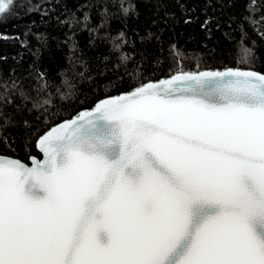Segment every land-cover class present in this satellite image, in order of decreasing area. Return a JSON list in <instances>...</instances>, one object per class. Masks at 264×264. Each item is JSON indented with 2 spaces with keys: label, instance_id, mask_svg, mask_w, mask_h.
I'll list each match as a JSON object with an SVG mask.
<instances>
[{
  "label": "snow or ice",
  "instance_id": "1",
  "mask_svg": "<svg viewBox=\"0 0 264 264\" xmlns=\"http://www.w3.org/2000/svg\"><path fill=\"white\" fill-rule=\"evenodd\" d=\"M242 2V66L202 69L197 60L196 70H185L186 57L173 44L169 72L148 78L149 53L135 51L126 30L101 35L136 5L97 0L103 11L94 27L87 12L82 20L58 19L69 27L82 23L89 47L97 39L110 45L95 67L81 52L68 58L58 81L51 79L37 47L36 86L0 76V142L9 148L4 129L23 128L27 139L54 95L76 91L68 72L96 89L116 87L110 77L137 81L38 134L42 158L30 156L26 164L0 155V264H264V71L252 67L254 50L244 44L249 27L264 38V0ZM25 8L33 11L22 0H0V24ZM212 19L200 22L209 36ZM29 34L21 33L22 46ZM133 36L141 44L161 39L147 30ZM6 39L20 36L0 33ZM76 51L73 42L69 52Z\"/></svg>",
  "mask_w": 264,
  "mask_h": 264
},
{
  "label": "trees",
  "instance_id": "2",
  "mask_svg": "<svg viewBox=\"0 0 264 264\" xmlns=\"http://www.w3.org/2000/svg\"><path fill=\"white\" fill-rule=\"evenodd\" d=\"M22 2L33 11L27 13L25 8L0 24V33L10 37L20 36V39L0 40V76L20 77L26 87L36 86L32 64L33 53L37 47L41 49L39 66L51 79L57 81L62 70L67 67L70 56L80 55L82 52L84 54L82 58L89 60L95 67L97 60L108 51L110 45L99 39L96 40L95 47L88 46L89 32L82 23L71 24L70 27L58 24V19L71 22L73 16L82 20L83 14L87 12L91 16L89 27H94L100 19L99 12L103 11V6L97 8V0H22ZM128 2L136 5L135 13L120 19L112 18L109 25L101 30V35L105 31L115 35L119 30H126L127 35L137 42L135 51L147 50L149 53L150 66L145 72L148 78H161L169 72L173 66V57L169 49L173 44L186 57L182 60L185 70H196L197 60L202 69L242 66L237 63L240 57L238 52L240 32L237 29V22L244 10L242 0H210V7H206L204 0H160L159 3L149 0H128ZM109 10L115 11L110 4ZM44 12H51V15L42 19ZM188 16L199 19L194 23L185 24L184 20ZM207 16L213 18L210 36L200 27V22ZM217 24L219 28L216 27ZM146 30L160 36V41L141 44L139 36H133L134 31L142 36ZM24 32L30 34L27 44L22 46L21 40L24 37L21 33ZM247 32L249 39H246L244 44L253 48L255 53L252 67L257 71H264V38L256 34L251 27ZM36 34H44L48 37L47 41L41 44L36 40ZM73 42L77 49L75 53L69 52ZM124 50L133 52L131 47ZM152 57H157L160 63L152 60ZM132 66L130 63L129 67ZM79 70L77 68V71ZM67 76L77 84L76 91L64 98L54 95L49 112L44 119H38V122L34 123L27 139L23 128L4 129L3 135L9 138L11 147L0 142V154L16 157L24 162H28L30 156L40 157L35 148L38 134H42L63 119L77 115L81 110L92 108L96 101L105 96H115L129 91L137 83L136 80L126 77L125 83L121 84L115 77H110L116 87L105 85L101 89H96L94 86L89 87L88 83H81L71 72H68ZM41 114L42 111L36 113L38 118Z\"/></svg>",
  "mask_w": 264,
  "mask_h": 264
},
{
  "label": "water",
  "instance_id": "3",
  "mask_svg": "<svg viewBox=\"0 0 264 264\" xmlns=\"http://www.w3.org/2000/svg\"><path fill=\"white\" fill-rule=\"evenodd\" d=\"M121 93H123V92H121ZM121 93H119V94H117V95H120ZM115 96H116V95H115ZM105 98H106V96L103 97V98H101V99H99V100H102V99H105ZM99 100L96 101L95 104H96L97 102H99ZM95 104H94V105H95ZM93 107H94V106H93ZM93 107H92V108H93ZM92 108L87 109V110H91ZM81 111H85V110H81ZM79 112H80V111H79ZM79 112H78V113H79ZM72 117H73V116H72ZM72 117H70V118H72ZM70 118H66V119H70ZM66 119H63V120H66ZM61 121H62V120H61ZM58 123H59V122H58ZM55 124H56V123H55ZM53 125H54V124H53ZM53 125H52V126H53ZM52 126H50V127H52ZM50 127H49V128H50ZM49 128H48V129H49ZM48 129H47V130H48ZM45 131H46V130H45ZM42 134H43V133H42ZM37 138H38V137H37ZM37 138H36V139H37ZM35 148H36V150L38 151V149H37V147H36V143H35ZM38 152H39V151H38ZM39 154H40V153H39ZM0 155H3V154H0ZM3 156L18 159V158H16V157H12V156H8V155H3ZM36 157H37V156H36ZM40 157H41V154H40ZM41 158H42V157H41ZM18 160H20V159H18ZM21 161H22V160H21ZM22 162H24V161H22ZM24 163H26V164H30V160H28V162H24Z\"/></svg>",
  "mask_w": 264,
  "mask_h": 264
}]
</instances>
